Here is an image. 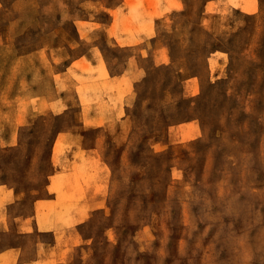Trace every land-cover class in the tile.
<instances>
[{"label": "rangeland", "instance_id": "374dc122", "mask_svg": "<svg viewBox=\"0 0 264 264\" xmlns=\"http://www.w3.org/2000/svg\"><path fill=\"white\" fill-rule=\"evenodd\" d=\"M13 1L0 0V27L16 22L0 36L20 33V51L56 42L63 59L73 49L96 63L103 48L116 70L135 56L144 67L141 98L121 124L104 121L120 83L101 64H76L62 90L77 138L58 140L51 157L19 156L26 182L47 165L62 185H78L60 200L84 187L99 195L79 224L56 219L74 264H264V0ZM152 51L154 67L141 56ZM103 92L113 94L108 102ZM92 103L95 123L86 115ZM52 241L49 233L15 238Z\"/></svg>", "mask_w": 264, "mask_h": 264}, {"label": "crops", "instance_id": "0c3cea01", "mask_svg": "<svg viewBox=\"0 0 264 264\" xmlns=\"http://www.w3.org/2000/svg\"><path fill=\"white\" fill-rule=\"evenodd\" d=\"M0 8H3L1 2ZM14 24L16 22L8 20L2 23L0 30L6 28L7 31ZM72 26L76 33L74 42L79 43L82 37L73 21ZM30 34L33 38H41L40 32L34 34L31 31ZM19 36L20 33L0 36V50L11 45L14 50V54H8L5 58L0 55V264H74L69 254L72 246L58 242L60 235L67 237V234L66 228L56 219L61 216L79 224L95 208L99 195H96L93 186L84 187V194L78 192L73 197L60 200V192L75 193L78 185L73 181H65L62 185L58 178L55 179L59 174L57 169L48 174L47 165L38 167L36 180L26 182V170L20 165L24 160L19 156L37 153L41 157H51L58 140L77 138L70 134L72 124L65 120L66 111L71 105L66 104L62 90L63 84L72 82L67 77L68 72L74 70L79 73L76 64L91 67L101 64L109 81L120 83L117 88L120 102L116 109H111L112 105L108 103L104 121H118L121 124L126 123L133 114L136 97L137 101L141 98L138 84L144 67L139 65L135 56L132 61L127 58L121 60L120 68L116 70L103 48L99 49L101 59L96 63L89 59V52L77 54L72 52L73 49H69L67 57L63 59L56 42L55 46L40 43L39 46L20 51V47L16 46ZM141 56H149L154 67V51ZM103 93V101L108 102L107 95L111 99L113 94ZM91 95L87 91L86 97L93 100L94 96ZM153 97L154 91L151 90L150 98ZM73 99L80 106L79 95L74 93ZM92 107H95L94 103L86 106V115L88 120L95 123L101 119L95 109L91 110ZM93 130L96 129L88 128L81 138L88 139ZM50 206L52 210L49 212ZM48 233L53 236L50 243L32 245L15 242V238ZM71 235L73 233L68 234Z\"/></svg>", "mask_w": 264, "mask_h": 264}]
</instances>
